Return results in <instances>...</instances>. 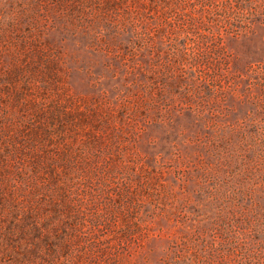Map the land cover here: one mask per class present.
<instances>
[{
	"label": "rangeland",
	"instance_id": "374dc122",
	"mask_svg": "<svg viewBox=\"0 0 264 264\" xmlns=\"http://www.w3.org/2000/svg\"><path fill=\"white\" fill-rule=\"evenodd\" d=\"M17 216L33 264H264V0H0V264Z\"/></svg>",
	"mask_w": 264,
	"mask_h": 264
},
{
	"label": "trees",
	"instance_id": "16d2710c",
	"mask_svg": "<svg viewBox=\"0 0 264 264\" xmlns=\"http://www.w3.org/2000/svg\"><path fill=\"white\" fill-rule=\"evenodd\" d=\"M235 8L236 9L232 8L233 14H235V13L237 14L238 12L239 13L241 12L240 10L242 9V7L240 5H236ZM19 217L20 216H17L14 218V222L12 223L14 227L9 228V232L16 233V231H17L16 234H18V232H20V233H24L26 235L27 238L24 239V241L26 243L21 244L23 247H21V248L19 247V250L22 251V255H19L18 259L19 258L22 259V257H25L27 263L33 264V263H35L36 260L41 259L39 257V255L43 253V251L41 250L42 246L47 247V249H49L51 251V253L53 252V250L55 248H57V246H58L57 239H56L57 237L42 235L41 234L42 233L41 232L42 227L41 226L39 227L40 224H38V223H36L35 225H34V223L32 224V222H31L32 218H30V217H28L27 219L26 218L22 219ZM29 222H31V223H29ZM24 223H26V224H24ZM30 225H32L33 227L30 228L29 227ZM31 233H33L34 235H32ZM15 235H13V236H15ZM13 236L11 237V239H13ZM11 253H12V250H11ZM51 253L49 254L50 256H51ZM32 257H33V260L31 259Z\"/></svg>",
	"mask_w": 264,
	"mask_h": 264
}]
</instances>
